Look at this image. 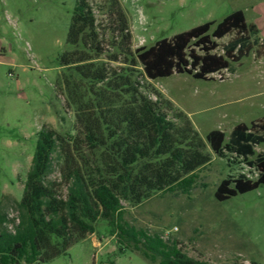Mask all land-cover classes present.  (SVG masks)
I'll return each instance as SVG.
<instances>
[{"label":"trees","instance_id":"trees-1","mask_svg":"<svg viewBox=\"0 0 264 264\" xmlns=\"http://www.w3.org/2000/svg\"><path fill=\"white\" fill-rule=\"evenodd\" d=\"M101 1L114 23L111 49L106 48L94 3L76 0L59 79L68 106L75 110L74 133L51 127L38 131L16 202L18 214L12 219L0 216V264L48 262L94 233L99 219L117 235L120 253L130 248L152 263L208 264L189 256L176 240L131 225L123 216L125 203L138 205L159 192L189 193L198 171L212 161L208 148L220 157L235 154L257 173L223 178L215 191L217 200L263 185L264 150L256 155L255 147L264 142V118L237 124L228 139L220 129L204 138L189 116L148 81L174 73L208 79L223 70L233 72L260 43L259 28L239 9L219 22L207 21L132 49L120 0ZM228 34L234 37L218 53V39ZM169 109L175 110L172 118ZM54 154L61 164L59 181L49 179Z\"/></svg>","mask_w":264,"mask_h":264},{"label":"rangeland","instance_id":"rangeland-1","mask_svg":"<svg viewBox=\"0 0 264 264\" xmlns=\"http://www.w3.org/2000/svg\"><path fill=\"white\" fill-rule=\"evenodd\" d=\"M90 1L109 50L114 23L101 8V0ZM120 2L129 21L132 49L151 46L207 21L219 22L242 9L247 21L258 26L261 38L233 72L223 70L208 79L174 73L148 84L184 111L204 138L220 129L228 139L237 124L264 118V0ZM75 4L76 0H0V216L9 219L18 214L16 202L22 196L38 131L51 127L61 134L74 133L75 110L68 106L59 79L60 56L67 48ZM233 37L218 39L216 51L223 53V45ZM168 112L174 117L175 110ZM255 150L256 155L262 152L264 142ZM207 151L212 161L198 171L189 193L159 192L138 205L125 203L124 219L137 228L159 232L165 240H176L185 253L208 264H264V184L217 200L215 191L223 178L239 173L256 177L257 173L235 154L220 157L210 148ZM60 167L54 154L49 179L61 180ZM60 191L65 195L66 186ZM117 240L108 222L99 219L94 233L43 264H159V259L152 263L130 248L120 253Z\"/></svg>","mask_w":264,"mask_h":264}]
</instances>
